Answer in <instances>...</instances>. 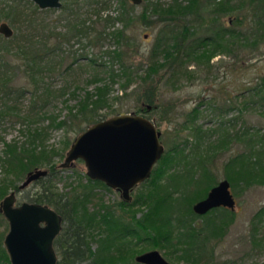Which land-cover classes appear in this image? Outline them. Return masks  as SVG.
I'll return each instance as SVG.
<instances>
[{
    "label": "trees",
    "instance_id": "trees-1",
    "mask_svg": "<svg viewBox=\"0 0 264 264\" xmlns=\"http://www.w3.org/2000/svg\"><path fill=\"white\" fill-rule=\"evenodd\" d=\"M81 1L66 0L59 8L66 14L67 24L64 32L55 34L56 43L50 42V35L40 34L47 25L36 21L38 14L54 8L39 9L31 0H11L5 6L0 5V19L7 20L16 30L9 38L1 36L0 32V143L3 144L0 201L11 190H18L17 181L25 179L28 171L45 168L49 174L35 181L40 187L30 201L50 205L63 216V228L54 241L57 264H141L135 261V253L142 244L161 250L165 258L171 257L176 262L209 264L215 256L216 243L222 240L234 221V213L220 206L197 215L192 206L221 179L229 181L235 197L241 190L264 183V135L245 124L236 128L238 119H242V108L250 99L257 103L255 98H258L264 104V74L259 76L260 82L239 94L242 100L236 106H215L213 102L212 110L217 116L235 109L238 111L235 117L216 118L215 126L204 128L196 123L200 116L198 106L188 111L180 125L189 133L184 138L179 137L180 128L174 129L171 146L154 165L150 178L137 186L138 192L131 202L119 200L116 204L119 208L105 202L95 191L99 186L109 190L110 187L103 181L90 179L87 174L83 176L85 181L79 179V184L70 190H58L52 177L59 171V163L55 160L65 156L73 141L64 138L61 146L55 147L48 144V138L52 130L78 134L85 130L83 123L87 129L107 118L99 115L98 109L108 106L110 85L121 79L125 95L117 96L118 99L129 97L126 90L138 80L131 95H135L140 106L133 112L149 119L152 118L149 114L156 113L159 120L169 121L173 104L158 102L157 80L167 77L174 81L191 76L188 66L192 62L211 69V60L218 52H230L235 57L241 46L256 48L263 44L264 0H170L168 3L142 0L136 5L130 0H115L114 14L106 12L114 0H84L88 6L95 4L91 10L95 11L96 18L92 21L82 17L83 13L76 8ZM137 5L142 8L139 12ZM224 15L233 20L220 21ZM138 22L146 31L148 28L155 30V41L144 53H140L137 40L130 34ZM201 31L204 34L200 35ZM73 37L82 48L102 46L107 41L113 43V48L101 50L108 59L100 61L99 53L79 57L74 51L72 61L62 68V60L55 57L60 56L63 42ZM13 49L23 58L22 70L30 88L13 84L14 70H20L8 60ZM138 54L141 62L136 66L134 57ZM85 58L90 67L108 74V81L97 85L94 91L86 90L66 116L59 118L50 113L47 106L63 91L57 93L46 81V75L59 66L61 73L69 71L78 60ZM144 65L142 73L138 72ZM91 81L105 79L96 74ZM26 92H30L29 108L22 111L21 100ZM17 122L21 123L20 131L25 134V140L7 141L1 128ZM239 143L242 148L233 150ZM229 149L230 154L225 157ZM218 159L222 161L224 175L219 180L215 175ZM145 183L152 188L158 184L160 195L155 197L142 190ZM136 207L145 208L139 217ZM2 219L5 220L0 212ZM5 232L0 230V264H11L3 244Z\"/></svg>",
    "mask_w": 264,
    "mask_h": 264
},
{
    "label": "rangeland",
    "instance_id": "rangeland-1",
    "mask_svg": "<svg viewBox=\"0 0 264 264\" xmlns=\"http://www.w3.org/2000/svg\"><path fill=\"white\" fill-rule=\"evenodd\" d=\"M11 0H0V5L5 6V4ZM66 0H63L65 2ZM88 1V0H86ZM86 1L82 0L79 2V5L76 4V8L83 13L82 17H88L90 20L96 18V14L93 9L95 4L88 6ZM163 3H168L170 0H161ZM213 0H209L211 2ZM205 3H208L205 2ZM116 1L112 2V6L106 10L111 14L115 13ZM75 7V5H74ZM137 11H141V6H136ZM75 10V9H74ZM27 12H29L27 10ZM241 13V12H239ZM242 14V13H241ZM66 14L59 9L54 8L51 12L43 13L41 12L36 16L37 23H43L47 25V28L42 30L40 34L50 35V42H57L55 34L62 33L66 29L67 20L65 18ZM3 18V17H2ZM232 19L230 16L224 15L220 17V21H228ZM233 20V19H232ZM0 21L7 20L0 19ZM9 25L13 28V33L16 32L12 24ZM54 34V35H53ZM137 40L136 44L140 47V53L147 52L149 48L155 41V30L149 29L146 31L143 29L140 22L134 27V30L130 33ZM200 35L204 34V31L199 33ZM1 36H3L1 34ZM5 37V36H4ZM107 47L113 48V43L107 41L103 43L102 46L98 45L95 47H84L80 43H77V38L63 42V45L60 47L59 51L60 56H56V60H62L61 66L65 67V64L72 61L73 53L77 55L85 54H95L99 53V61L108 59L107 56H103L100 53L101 50L106 49ZM16 49H13V54L8 55V60L15 66H19L20 70L15 68L14 82L15 86H31L28 83L27 77L23 74V58L15 54ZM239 55L233 57L230 52H218L213 56L211 60V69H207L205 66L198 67L193 62L189 64L188 69L192 71L191 76H182L176 80L167 79V77L157 80L159 83L158 89V102L161 104H173V109L169 114V121L163 119L159 120L158 115L155 113L153 115L149 114L154 120L155 125H157L158 130L161 131V143L165 146V150L171 146V141L174 136V129L176 127L180 128L177 134L179 137H185L189 133L188 129L181 128L182 122L184 121V116L188 111L198 106L200 116L197 118L196 123L202 124L204 128L215 126L217 119L220 120V117L223 120L228 118L235 117L238 113L235 109H230L223 116H217L216 113L212 110V104L215 102V106H222L223 104H234L236 106L239 103V100H242L239 94L254 85L257 82H260V75L264 74V43L258 44V46L251 47L250 45L241 46L239 48ZM146 54V53H145ZM101 56V57H100ZM136 66L139 65L140 54L134 57ZM117 68V65L115 66ZM140 68L138 72H141ZM60 69V70H59ZM98 70V71H97ZM103 77L105 81L92 82L91 79L96 75ZM46 81L52 84L53 88L57 89L56 92L63 91L62 94L57 95V98L47 106L50 113L57 114L59 118L66 116L68 109L74 107L77 103V100L80 96H83L86 90L94 91L97 85H102V83H107L108 74L101 72L99 68H92L86 63L85 59H80L74 65V67L69 71H64L61 73V67L53 70L46 75ZM165 76V75H164ZM122 79L117 80L111 83L109 91V100L108 106H103L98 109L99 115L107 116L109 118L116 113H130L137 109V106H140L139 101L135 99V95H131L132 91L138 86V80L132 82L133 84L129 86L126 90L129 97H124L118 99L117 96H124L125 92L122 89ZM110 84V83H109ZM248 98L249 93L247 94ZM30 92H26L25 96L22 98L21 110L28 111V106L30 102ZM254 103L250 99V103L243 107L242 119L237 121L236 128L238 129L242 124L246 126H252V131H257L259 135H264V104L262 101ZM212 102V103H211ZM240 105V104H239ZM164 108V107H163ZM162 111V110H161ZM217 118V119H216ZM211 119V120H210ZM48 120L45 121L47 123ZM5 124L1 128V133L7 141L18 139L20 141L25 140V134H23L20 129L22 128L21 123H13V125L8 126ZM83 128L86 129V124H82ZM79 134V133H78ZM78 134L63 129L52 130L48 138V144L55 147H60L62 139L69 138L70 141H74V138ZM191 139V138H190ZM3 148V144L0 143V151ZM242 148V144L239 143L238 146H234L233 150H239ZM68 151V149H67ZM65 152V155L67 153ZM230 149L226 152L225 157L229 156ZM65 157V156H64ZM57 158V164L62 162L64 159ZM222 161L218 159V169L215 171V175L218 176V180L223 178L222 171ZM84 160L80 159L75 161L74 166L66 168H59L58 173L53 175V182L58 190L66 191L76 184H79V179L85 181L83 178L86 175ZM80 177V178H79ZM24 179H20L18 184ZM145 182V181H144ZM142 182V183H144ZM160 182H162L160 180ZM141 184V183H140ZM138 184V185H140ZM137 185V186H138ZM137 186L134 187L132 191V196L134 199L135 194L138 192ZM40 184H36L35 181L31 182L27 188L20 190L18 195L19 201H30V197L34 194ZM142 190H146L148 193H153L156 197L160 195V190L158 189V184L153 185V188L149 183H145ZM95 191L97 196L103 198V200L109 204H112L119 208L116 205L119 200H121L119 191H116L114 188L110 190L103 187H96ZM233 210L234 221L228 227L225 232V235L222 237V240L218 241L215 245V256L212 262L209 264H264V183L254 185L249 189L241 190L236 196V205ZM145 208L136 207L137 217L141 216ZM261 217V218H260ZM5 218V217H4ZM261 219V220H260ZM2 221L0 225V230L8 231V221ZM5 232V233H6ZM93 247L96 246V243H92ZM150 249L148 246L142 244L139 245L136 249V253H141L148 251ZM158 250V249H157ZM161 253L162 251L159 250ZM163 254V253H162ZM165 257V256H164ZM166 259L169 262L174 264H187L184 261L176 262L171 257ZM202 264H207L204 261Z\"/></svg>",
    "mask_w": 264,
    "mask_h": 264
},
{
    "label": "water",
    "instance_id": "water-1",
    "mask_svg": "<svg viewBox=\"0 0 264 264\" xmlns=\"http://www.w3.org/2000/svg\"><path fill=\"white\" fill-rule=\"evenodd\" d=\"M39 9L61 8V0H31ZM140 4L142 0H130ZM0 32L9 38L13 29L0 23ZM165 146L161 131L153 119L135 112L120 113L101 119L74 138L58 168L73 166L82 159L87 176L103 181L111 189L120 191L124 200H131L134 186L150 178L154 165L162 158ZM48 169L35 168L26 173L18 185L23 190L31 182L48 176ZM17 190H12L0 201V212L8 221L4 248L11 264H57L54 240L63 228V216L50 205L32 201L17 202ZM236 198L227 179L213 185L206 196L192 206L197 215L220 206L234 209ZM141 264H174L157 249L137 253Z\"/></svg>",
    "mask_w": 264,
    "mask_h": 264
},
{
    "label": "flooded vegetation",
    "instance_id": "flooded-vegetation-1",
    "mask_svg": "<svg viewBox=\"0 0 264 264\" xmlns=\"http://www.w3.org/2000/svg\"><path fill=\"white\" fill-rule=\"evenodd\" d=\"M136 186H137V185H136ZM134 187H135V186H134ZM133 189H134V188H133ZM133 189H132V190H133ZM115 190H116V189H115ZM11 191H12V190H11ZM15 191H16V190H15ZM19 191H20V190L18 189L17 192H19ZM116 191H117V190H116ZM119 193H120V191H119ZM131 194H132V192H131ZM232 194H233V193H232ZM233 196H234V195H233ZM120 197H121V196H120ZM235 198H236V197H235ZM132 199H133V196H132ZM132 199H131V200H132ZM121 200H123V199L121 198ZM131 200L129 201V200H125V199H124L123 201L131 202ZM17 202H22V201H19V200H18V196H17ZM222 207H223V206H222ZM226 208H227V207H226ZM231 209H232V208H231ZM234 209H235V208H234ZM234 209H232V210H234ZM54 241H55V240H54ZM55 250H56V248H55ZM56 254H57V253H56Z\"/></svg>",
    "mask_w": 264,
    "mask_h": 264
}]
</instances>
